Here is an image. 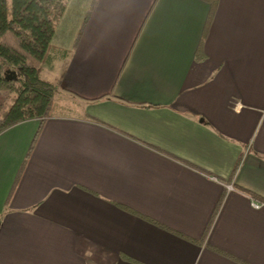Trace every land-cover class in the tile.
<instances>
[{
  "label": "crops",
  "instance_id": "obj_1",
  "mask_svg": "<svg viewBox=\"0 0 264 264\" xmlns=\"http://www.w3.org/2000/svg\"><path fill=\"white\" fill-rule=\"evenodd\" d=\"M53 44L54 113L0 133V264H264V0H92Z\"/></svg>",
  "mask_w": 264,
  "mask_h": 264
},
{
  "label": "trees",
  "instance_id": "obj_2",
  "mask_svg": "<svg viewBox=\"0 0 264 264\" xmlns=\"http://www.w3.org/2000/svg\"><path fill=\"white\" fill-rule=\"evenodd\" d=\"M208 1L213 7L219 3ZM66 4L67 0H0V93H15L11 103L0 104V133L54 113L62 80L46 76L55 57L56 26ZM8 69L17 72L16 80L6 78Z\"/></svg>",
  "mask_w": 264,
  "mask_h": 264
},
{
  "label": "rangeland",
  "instance_id": "obj_3",
  "mask_svg": "<svg viewBox=\"0 0 264 264\" xmlns=\"http://www.w3.org/2000/svg\"><path fill=\"white\" fill-rule=\"evenodd\" d=\"M91 1L92 0H67L66 9L62 15V17L63 16L64 17L63 19H60L61 21L57 23L59 26V32L64 30L66 27L71 26L75 18L79 19V16L81 18L86 12L87 4H89V2ZM10 70H13V69H10ZM46 77H49V75H47ZM14 95L15 93L11 91L1 92L0 93V104L1 103H11ZM55 110H56L55 112L57 113L65 112L63 108H55ZM65 110L67 111L69 110V108L67 107Z\"/></svg>",
  "mask_w": 264,
  "mask_h": 264
},
{
  "label": "built area",
  "instance_id": "obj_4",
  "mask_svg": "<svg viewBox=\"0 0 264 264\" xmlns=\"http://www.w3.org/2000/svg\"><path fill=\"white\" fill-rule=\"evenodd\" d=\"M226 188H227L228 192L234 190L233 183L227 184ZM253 206H255L256 208H260V207L264 206V202L260 201V200H254L253 201Z\"/></svg>",
  "mask_w": 264,
  "mask_h": 264
},
{
  "label": "water",
  "instance_id": "obj_5",
  "mask_svg": "<svg viewBox=\"0 0 264 264\" xmlns=\"http://www.w3.org/2000/svg\"><path fill=\"white\" fill-rule=\"evenodd\" d=\"M5 76L8 80H16L18 77L17 72L15 70H10V69L6 71Z\"/></svg>",
  "mask_w": 264,
  "mask_h": 264
}]
</instances>
